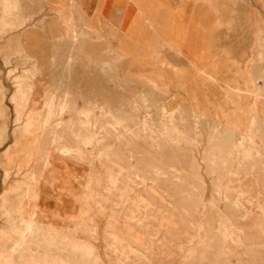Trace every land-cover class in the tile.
<instances>
[{"label": "rangeland", "instance_id": "374dc122", "mask_svg": "<svg viewBox=\"0 0 264 264\" xmlns=\"http://www.w3.org/2000/svg\"><path fill=\"white\" fill-rule=\"evenodd\" d=\"M213 6L212 11L202 0H0V197L9 185L24 179L37 152L36 144L21 148L20 154L23 150L26 159L16 174L19 159L14 157L13 132L21 133L27 114L38 116L40 122L47 117L45 109L58 79L72 94L67 99L68 106L91 119L88 130L73 127L64 132L62 123L68 120L67 124H71L72 112L51 116L38 138L41 149H51L56 159L54 189L52 186L47 194L46 185L40 181L36 185L41 192L38 199L24 197L23 188H17L5 206L0 201L3 240L7 241L11 234V218L34 217L33 202L39 210L35 218L48 235L30 242L23 249L26 254L23 252L19 258L12 255L13 264H30L28 252L41 254L48 250L54 258L68 264H264V142L259 138L264 128H253L255 138L250 147L240 132L242 139L236 138V147L234 144L226 158L212 147L225 127L224 120L212 118L214 107L227 109L226 95H239L245 88L244 75L239 72L242 65L264 58V47H256L252 41L264 40V5L242 8L239 4L226 5V0H215ZM245 11L253 18L238 17L233 20L238 31H229L227 20ZM73 26H80L83 33L71 41L70 36L61 34L69 33ZM71 54L76 61L65 69L62 64ZM115 55L122 60L124 73L132 78L125 89L119 88L111 74L103 70L114 67ZM34 65H40V75L33 76L30 87L18 90V75ZM142 76L154 88L160 106H148V101L139 97ZM122 94L129 97H118ZM241 98V111H248L253 104L261 111V102L254 94ZM92 101L97 102L98 110L91 106ZM151 115L153 125L160 128L156 133L146 125ZM246 118L239 120L244 126L242 132L249 125ZM72 123L78 124V120ZM183 123L191 128L186 138L175 132ZM125 125L128 132H124ZM95 126L101 141L89 143L87 138ZM163 128L171 129L173 134L166 135ZM200 129L203 130L199 135ZM54 133L59 135L58 145L69 148L65 155L49 147ZM21 138L27 143L33 140L28 134ZM239 140L251 150L244 162ZM127 142L133 143L134 149L127 147ZM140 145L145 150H140ZM76 195L80 197L75 199ZM242 195H247V199ZM17 207L21 211L15 214ZM72 243L89 247L87 257L83 259V252L74 249ZM55 250H61V255Z\"/></svg>", "mask_w": 264, "mask_h": 264}, {"label": "bare ground", "instance_id": "6f19581e", "mask_svg": "<svg viewBox=\"0 0 264 264\" xmlns=\"http://www.w3.org/2000/svg\"><path fill=\"white\" fill-rule=\"evenodd\" d=\"M15 2V1H14ZM209 6V8H211V10L213 9V5H208ZM15 9H16V7H15ZM13 10V9H12ZM213 11V10H212ZM216 12V10H214V12L213 13H215ZM217 13V12H216ZM215 13V14H216ZM72 15H74V12L72 11ZM21 19V18H20ZM230 19V18H229ZM27 20V19H26ZM229 22V21H228ZM219 23V22H218ZM74 25H76L75 23H74ZM241 25H242V23H241ZM225 26H226V28L228 27V25H227V23H225ZM231 27H232V29H235V30H237L238 31V29H239V27H238V25L235 23V22H233L232 24H231ZM242 29H243V27H241ZM82 29V28H81ZM81 29H80V26H79V28L78 27H76V26H73L72 28H71V30L69 31V33H64V34H61L63 37L65 36L66 38L67 37H69L70 39H71V41L72 40H77V37H78V35L79 34H82L83 32L81 31ZM231 29V28H230ZM37 30V29H36ZM226 30V29H225ZM230 31V30H229ZM227 32V31H226ZM232 32V31H231ZM35 33V32H34ZM234 33V32H233ZM80 37V36H79ZM93 37L94 38H97V34H93ZM69 39V40H70ZM253 41V43H254V45H256V47H258V45H260V46H262V47H264V40H262V41H258V39L256 38V39H254V40H252ZM74 43V42H73ZM238 43V42H237ZM226 44V43H225ZM239 49V48H238ZM239 51V50H238ZM121 55V54H120ZM122 55H124V54H122ZM248 55V54H247ZM116 56V55H115ZM118 56V55H117ZM116 56V58L114 59L115 60V65H114V67L112 68V69H106V68H103V70H104V72H107V73H110L111 74V78H112V80H114L115 82H117L118 83V87L119 88H122V89H125V85L128 83V82H130L131 80H132V78L130 77V76H128V75H126L125 73H124V71H123V69L120 67V63H121V59L119 58V56L117 57ZM33 57V56H32ZM74 57V55H67L66 57H65V61H64V63L62 64L63 65V68H65V69H68V68H70V66H71V64L74 62V60L76 61V59H74L73 58ZM123 57V56H122ZM27 58V57H26ZM30 59V58H29ZM126 59V58H125ZM32 60V59H31ZM124 60V59H123ZM78 61V60H77ZM52 62V61H51ZM77 63H79V62H77ZM246 63V62H245ZM8 64V63H7ZM234 64H236V63H234ZM247 64V63H246ZM250 64V65H249ZM248 65H242V67H241V69H240V71L239 72H241V74H243L244 75V78H245V88L243 89V91L242 92H240V94L239 95H234V96H228V95H226V98H227V101H226V104L227 105H229V107H227V109H225V108H219V107H214V117H212V118H215V116L216 117H218L220 120H224V129H223V131L221 132V134L219 135V136H217L216 137V139H215V141H213V145H212V147H213V149L215 150V151H217V152H221V153H223V155H225L224 157L226 158V155H227V153H231V151H233V147H234V144H235V140H236V138L239 136V134H240V132L243 134V137H244V139L246 140V144L250 147V146H252V144H253V139L255 138V135L253 134V128H257V131H262L263 130V128H264V58H262V59H259L258 61H251L250 63H249ZM110 66V65H109ZM171 67H174V65H171ZM102 70V71H103ZM10 71V70H9ZM11 72V71H10ZM40 72H41V67H40V65H34L30 70H26L25 72H23L22 74H20V75H18V86H17V89L19 90V89H22V88H24V87H30V83H31V80L33 79V76L34 75H40ZM136 72V71H135ZM9 73V72H8ZM236 73V72H235ZM43 74V73H42ZM242 78V77H241ZM140 79H141V84H142V87H141V95H139V97L140 98H142V99H145V100H147L148 101V106H151V107H157V106H160V105H158V99L155 97L156 96V92H155V90H154V88H152L149 84H148V81H147V79H146V77H140ZM113 81V82H114ZM242 82V81H241ZM16 84V83H15ZM58 85H56L53 89V92L51 93V100H49L50 102H49V104H48V106L46 107V109H45V115H47V117L42 121V122H40L38 119H37V117L35 118L34 116H31L30 114H27L26 115V118H25V120H24V123L20 126L21 127V133L19 132V131H14L13 132V137H14V147H15V155H14V157L15 158H18L19 159V163H18V167H17V170H16V174H18L19 172H20V170H21V166H22V164H21V162H24V161H22V160H24V155H23V150H22V153L20 154V152H21V148L22 147H24V146H26V145H28V146H30V145H33V144H36V146H37V152L35 153V155H33L32 156V158H31V161H32V163H31V166L29 167V169L27 170V172L25 173V177H24V179L19 183V184H14V185H9L7 188H6V190L3 192V194H2V196L0 197V201H1V206L3 207V206H5V204L9 201V199H10V196H11V194L14 192V191H16L17 190V188H23V191H24V197H25V195L27 196V197H29V198H32L33 200L34 199H38V196H39V194L41 193L38 189H39V187L37 188V186L36 185H39V184H37L38 182H40V181H42L45 185H46V193L48 194V191H49V189L53 186V175H54V160H56V159H54L53 157H54V155H52V153H53V151L51 150V149H49V148H46V149H41V145H40V141H39V138H38V136H39V133H43V131H44V129H45V126H46V123H47V121L49 122V119L50 118H52L51 116H53V115H62V114H64V113H66V112H72V116L70 117V121H75V120H78V124L77 123H72L71 122V124L69 125V124H67L68 123V120H67V122H65V123H62L63 124V131L65 132V131H70L71 130V128H73V127H77L79 130H88L89 129V126L91 125V119H87V118H85V117H83L82 115V111H76V110H74V108H72V107H69L68 106V101H67V99H70L71 98V93H70V91H69V87L67 86V85H65V84H63L62 83V80L61 79H58V83H57ZM115 84V83H114ZM3 85V84H2ZM5 87V86H4ZM3 87V88H4ZM13 87H15V86H13ZM1 89V88H0ZM7 89V88H6ZM233 91H235V90H233ZM14 92H15V89H14ZM25 92V91H24ZM23 92V93H24ZM28 92V91H27ZM26 92V93H27ZM1 93V92H0ZM22 93V94H23ZM123 93V92H122ZM20 94V93H19ZM21 94V95H22ZM25 94V93H24ZM135 94H137V93H135ZM251 94H254L255 96H256V98L255 99H259L260 100V102H261V111L259 112L256 108H255V105L253 104V105H250V109L248 110V111H245L246 109H244V111H241V109H240V107H239V102H241L240 101V98L241 97H246L247 98V96H249V95H251ZM138 95V94H137ZM136 95V96H137ZM175 95V94H174ZM201 95V94H200ZM1 96V95H0ZM9 96V95H8ZM12 96V95H11ZM14 96V95H13ZM131 96H134V95H131ZM131 96H130V98H131ZM258 96H260V97H258ZM22 98H23V96H21ZM20 97V98H21ZM118 97H120V98H128L129 96H127V95H118ZM138 97V96H137ZM3 98V97H2ZM56 99H59V100H56ZM96 99V98H95ZM242 99V98H241ZM18 100V99H17ZM131 100V99H130ZM169 101H171V100H169ZM176 101H177V99H176ZM132 102V101H131ZM159 102H161V101H159ZM175 102V101H174ZM193 102V101H192ZM19 103V102H18ZM20 103H22V102H20ZM123 102H121L120 104H122ZM168 103H170V102H168ZM168 103H167V105H168ZM200 103V102H199ZM242 103V102H241ZM71 104L73 105V103L71 102ZM75 104V103H74ZM90 104H91V106L93 105V106H95V110H98V107H97V102L96 101H92V102H90ZM163 104V103H162ZM161 104V105H162ZM72 105H70V106H72ZM163 105H166V103L165 104H163ZM162 105V106H163ZM203 105V104H202ZM208 105V104H207ZM242 105V104H241ZM169 106V105H168ZM191 106V105H190ZM204 106V105H203ZM246 106H248L247 104H246ZM73 107H74V105H73ZM164 107V106H163ZM162 107V108H163ZM198 107V106H197ZM201 108V107H200ZM205 108V107H204ZM203 108V109H204ZM167 109V108H166ZM199 109V108H198ZM202 109V108H201ZM206 110V109H205ZM243 110V109H242ZM100 111V110H99ZM164 111V110H163ZM202 111V110H201ZM199 113V112H198ZM201 113V112H200ZM204 113V112H203ZM36 114V113H35ZM78 114H80V116H78V117H76V115H78ZM206 114V113H205ZM204 114V115H205ZM201 115H203V114H201ZM208 115V114H207ZM40 116V115H39ZM198 116V118H199V115H197ZM210 116V115H209ZM244 116H245V118H246V121L245 122H248V127H246V130H244L243 132L241 131L242 129H241V126H243V125H241L240 126V124H239V120H241V119H244ZM204 117V116H203ZM207 117V116H206ZM56 118V117H55ZM58 118V117H57ZM68 118V117H67ZM137 118H138V116H137ZM187 118V117H186ZM217 118V119H218ZM16 119L17 120H19L20 119V114L18 113L17 114V117H16ZM54 120V119H53ZM61 120V119H60ZM154 120V117L151 115V116H149V118L146 120L147 121V123H146V125H147V128H148V130L150 131V132H158V130L160 129V128H158V126H156V125H153V123H152V121ZM185 120V119H184ZM244 121V120H243ZM242 121V122H243ZM59 122V121H58ZM60 122H62V121H60ZM64 122V121H63ZM169 122V121H168ZM184 122V121H183ZM213 122V121H212ZM14 123V122H13ZM197 124H198V126H199V123H198V121L196 122ZM203 123V122H202ZM211 123V122H210ZM116 124H117V126H121V124H120V122L119 121H116ZM213 124V123H212ZM246 124V123H245ZM53 125V124H52ZM56 125H57V123H56ZM56 125H54V126H56ZM76 125V126H75ZM106 125V124H105ZM213 125H215V124H213ZM18 127V126H17ZM50 127H51V125H50ZM58 127V126H57ZM93 127V126H92ZM175 127V126H174ZM244 127V126H243ZM3 128H5V127H3ZM53 128V127H52ZM111 128V127H110ZM122 128V127H121ZM207 128V127H206ZM219 128V127H218ZM55 129V128H54ZM93 129V128H92ZM162 129V128H161ZM211 129V128H210ZM3 130V129H2ZM77 130V129H76ZM163 130L165 131V134L166 135H171V134H173V132H172V130L171 129H169V128H163ZM201 130H203V129H200V131H199V135L201 134L200 132H202ZM218 130V129H217ZM72 131H75V129L74 130H72ZM83 131V132H84ZM91 131H93L92 133H90L89 134V136H88V138H87V140H88V142L89 143H93V142H99V141H101V136H100V131H99V129L95 126L94 127V130H91ZM129 131V129H128V127H127V125H125L124 126V132H128ZM196 131V130H195ZM208 131V130H207ZM213 131V130H212ZM75 132H77V131H75ZM80 132V131H79ZM175 132H177L176 134L179 136V137H183V138H186V137H189L190 136V134H191V128H189L185 123H183L182 124V126L180 127V128H176V131ZM215 132V131H214ZM213 132V133H214ZM218 132V131H217ZM216 132V133H217ZM81 133V132H80ZM208 133V132H207ZM23 134H28V135H30L32 138H33V140L31 141V143H27V142H24L23 141V139L21 138L22 137V135ZM160 134V133H159ZM215 134V133H214ZM214 134H212V135H214ZM242 134H241V137H242ZM203 135H204V131H203ZM203 135H201V136H203ZM51 136V135H50ZM166 137V136H165ZM210 137V136H209ZM209 137L207 138L206 137V139H209ZM213 137H215V136H213ZM240 136H239V138H241ZM62 138V137H61ZM212 138V137H211ZM260 140L262 141V142H264V133L263 134H260ZM205 139V140H206ZM242 139V138H241ZM51 141H50V144H49V147H53V148H56L57 150L55 151L54 149V151L55 152H57V153H62L63 155H65L66 153H68V150H69V148L68 147H66V146H64V145H60L61 147L60 148H58V142H59V135L58 134H53V136L51 137V139H50ZM63 140V139H62ZM238 140V139H237ZM244 140V141H245ZM208 141H210V140H207V142ZM239 141H241V140H239ZM187 142V141H186ZM109 143V142H108ZM242 143V144H241ZM241 143L239 144V146H241V148H243L242 150L240 149V147L238 146V149L242 152V154H243V156L241 155V154H239V155H241L242 156V159H243V162L244 161H247L248 159H249V154L251 153V150L249 149V147H247V145L246 146H244V144H243V141H241ZM100 144V143H99ZM113 144V143H112ZM189 144V143H188ZM199 144V143H198ZM177 145V144H176ZM179 145V144H178ZM189 145H191V144H189ZM197 145V144H196ZM134 144L133 143H131V142H127V147H132L131 149H134ZM193 146V145H192ZM8 147V146H7ZM235 147H236V144H235ZM139 148H140V150H145V146H143V145H140L139 146ZM181 148V147H180ZM110 149H111V147H110ZM116 149V148H115ZM158 149V148H157ZM6 150H8V148L6 149ZM5 150V151H6ZM108 150V149H107ZM106 150V151H107ZM118 150V149H117ZM25 151V150H24ZM7 152V151H6ZM202 152V151H201ZM200 152V153H201ZM203 152H205V151H203ZM237 152V151H236ZM8 153H10L9 151H8ZM28 153V152H27ZM103 153H105V152H103ZM128 153V152H127ZM126 153V154H127ZM240 153V152H239ZM5 154V153H4ZM11 154H13V151L11 152ZM205 154H206V152H205ZM208 154V153H207ZM210 154V153H209ZM238 154V153H237ZM236 154V155H237ZM28 155V154H27ZM123 155V154H122ZM130 155H131V153H130ZM133 155V154H132ZM9 156V155H8ZM70 156V155H69ZM207 156V155H206ZM238 156V155H237ZM241 156H240V159H241ZM118 157V156H117ZM8 158V157H7ZM122 158H124V156L122 157ZM134 158V157H133ZM193 158V157H192ZM239 158V157H238ZM25 159H26V157H25ZM124 159H126V158H124ZM201 159H203V158H201ZM208 159V158H207ZM11 160V159H10ZM87 160V159H86ZM128 161H129V159H127ZM202 161H204V160H202ZM215 161V160H214ZM228 161V160H227ZM4 162V161H3ZM94 162V161H93ZM127 162V161H126ZM195 162V161H194ZM201 162V161H200ZM206 162V161H205ZM8 164H9V162H7ZM139 163V161L137 162V164ZM155 163V162H154ZM215 163H217V162H215ZM240 163H242V162H240ZM3 164V163H2ZM140 164V163H139ZM138 164V165H139ZM12 165V164H11ZM209 165V164H208ZM233 165V164H232ZM8 166H10V165H8ZM7 166V167H8ZM67 166V165H66ZM153 166V165H152ZM179 166V165H178ZM212 166V165H211ZM12 167V166H11ZM137 167V166H136ZM141 167H142V165H141ZM145 167H146V165H145ZM180 167V166H179ZM182 167V166H181ZM210 167V166H209ZM115 168V167H114ZM117 168V167H116ZM148 168V167H147ZM153 168H156V167H154L153 166ZM152 168V169H153ZM8 169V168H7ZM25 169V168H24ZM152 169H150V170H152ZM159 169V168H158ZM240 170H242L241 168H239ZM116 170V169H115ZM114 170V171H115ZM193 170V169H192ZM215 170V169H214ZM216 170H217V168H216ZM218 170H219V168H218ZM217 170V171H218ZM70 171V170H69ZM120 171V170H119ZM127 171L128 170H126V171H124V172H126L127 173ZM174 171V170H173ZM212 171H213V169H212ZM6 172V171H5ZM55 172H57V171H55ZM88 172V171H87ZM117 172V171H116ZM193 172H194V170H193ZM58 174H59V172H57ZM180 173H182V172H180ZM195 173V172H194ZM10 174V171L8 170V172H7V175H9ZM69 174H71V173H69ZM118 173H116V175H117ZM121 174V173H120ZM123 174V173H122ZM196 174V173H195ZM209 174V173H208ZM78 175V174H77ZM114 175V174H113ZM109 176V175H108ZM130 176V175H129ZM129 176H127L126 175V177H129ZM158 176V175H157ZM180 176V175H179ZM198 176V175H197ZM7 177V176H6ZM6 177L4 178V181L6 180ZM75 177V176H74ZM120 177V176H119ZM118 177V178H119ZM125 177V178H126ZM162 177V176H161ZM167 176H165L164 178H166ZM175 177V176H174ZM199 177V176H198ZM228 177H229V175H228ZM22 178V177H21ZM230 178V177H229ZM75 179V178H74ZM120 179V178H119ZM198 179H201V178H198ZM165 180H167V179H165ZM178 180V179H177ZM197 180V179H196ZM202 180V179H201ZM176 181V180H175ZM200 181V180H199ZM59 182V181H58ZM135 182V181H134ZM182 182H183V179H182ZM191 182H193L192 181V178H191ZM92 183V182H91ZM96 183V182H95ZM132 183H133V181H132ZM137 183V182H136ZM167 183V182H166ZM195 183H198V182H196L195 181ZM194 183V184H195ZM258 183V182H257ZM264 183V182H263ZM13 184V183H12ZM116 184H118V182L116 183ZM135 184V183H134ZM169 184H171V182L169 183ZM184 184V183H183ZM201 184H203V183H201ZM43 185V184H42ZM84 185V184H83ZM86 185V184H85ZM168 185V184H167ZM172 185H174V184H172ZM193 186V185H192ZM197 187V186H196ZM199 187H201L200 186V184H199ZM252 187V186H251ZM254 187H255V185H254ZM53 189H54V186L52 187ZM185 188V187H184ZM193 188H194V186H193ZM238 188V187H237ZM52 189V191H54ZM87 189V188H86ZM175 189V188H174ZM177 189V188H176ZM201 189V188H200ZM264 189V188H263ZM178 190H179V187H178ZM181 190V189H180ZM180 190H179V192H180ZM187 190V189H186ZM197 190V189H196ZM74 191V190H73ZM169 191H170V189H169ZM173 191V190H172ZM185 191V190H184ZM247 191V190H246ZM21 192V191H20ZM55 192V191H54ZM54 192H52V193H54ZM186 192V191H185ZM216 192V191H215ZM214 192V193H215ZM188 193V192H187ZM229 193H230V191H229ZM248 193V192H247ZM51 194V193H50ZM55 194V193H54ZM162 194V193H161ZM181 194V193H180ZM184 194V193H183ZM244 194V193H243ZM15 195V194H14ZM176 195H178L177 193H176ZM195 195V194H194ZM255 195V194H254ZM45 196H47V195H45ZM44 196V197H45ZM48 196H50V195H48ZM77 196L78 197H80L81 196V194H80V196L79 195H76V197H75V199L77 198ZM150 196V195H149ZM181 197H183L182 195H180ZM179 196V197H180ZM72 197H74V195L72 196ZM187 197V196H186ZM189 197V196H188ZM193 197V196H192ZM189 198V199H193V198ZM242 197H243V199H244V197H246V199H247V195H242ZM250 197H251V195H250ZM146 198H147V196H146ZM152 198V197H151ZM74 199V198H73ZM78 199V198H77ZM188 199V198H187ZM188 199V200H189ZM250 199V198H249ZM257 199V198H256ZM149 200V199H148ZM245 200V199H244ZM253 200V199H252ZM76 201V200H75ZM163 201V200H162ZM248 201V200H247ZM37 202V201H36ZM76 202H79L78 200L76 201ZM81 202V201H80ZM195 202V201H194ZM196 202H199V200L198 201H196ZM252 202H254V201H252ZM24 204V203H23ZM30 204V203H29ZM79 204V203H78ZM258 204V203H257ZM28 205V204H27ZM26 205V206H27ZM32 205V213H31V215L32 214H34V217H32V216H19V218L18 217H15V218H11V220H10V225H11V227H10V233L11 234H9V236H8V238H7V241H5V240H3L2 239V237L0 236V264H13L12 262H11V259H10V257L12 256V255H14V256H16V257H20V256H22L23 254V252H24V248H26V247H29V243L30 242H34L36 239H38L39 237H46V235H47V231H44V229L40 226V222H39V220L37 219V218H35V214L37 215L38 213H39V210L37 209V203H35V202H33V204H31ZM177 205H178V203H177ZM189 204L187 203V206H188ZM192 205V204H191ZM194 205V204H193ZM196 205H198V204H196ZM260 205V204H259ZM10 206H8V208H9ZM14 207V206H13ZM64 207V206H63ZM188 207H190L191 208V206H188ZM193 207V206H192ZM195 207V206H194ZM239 207V206H238ZM21 208H22V206H21ZM21 208L20 207H17L15 210H14V213L15 214H17V213H20V211H21ZM28 208H30V206L28 207ZM24 209V208H23ZM177 209V208H176ZM195 209V208H194ZM233 209V208H232ZM30 210V209H29ZM190 210V209H189ZM192 210V209H191ZM11 211H12V209H11ZM27 211V210H26ZM123 211V210H122ZM12 214V213H11ZM73 214V213H72ZM137 214V213H136ZM145 215V214H144ZM191 215V214H190ZM39 216H42V215H38V217ZM183 216V215H182ZM12 217H14V215L12 216ZM21 217V218H20ZM210 217V216H209ZM208 217V218H209ZM9 218V217H8ZM69 218V217H68ZM183 218V217H182ZM250 218V217H249ZM66 219V218H65ZM184 219V218H183ZM186 219V218H185ZM244 219H245V217H244ZM188 220V219H187ZM183 221V220H182ZM193 221V220H192ZM184 222V221H183ZM206 222V221H205ZM208 222L210 223V221L208 220ZM206 224V223H205ZM192 225H193V223H192ZM48 226V225H47ZM47 226H45V227H47ZM195 226V225H194ZM204 226V225H203ZM209 227V226H208ZM188 228V227H187ZM72 229V228H71ZM204 231V230H203ZM222 231V230H221ZM223 232V231H222ZM227 232V231H226ZM120 233V232H119ZM203 233V232H202ZM206 233H208V231L206 232ZM49 234V233H48ZM205 234V233H204ZM221 234V233H220ZM209 235V234H208ZM222 235V234H221ZM48 236V235H47ZM59 236V235H58ZM206 237H207V235H205ZM245 236V235H244ZM52 237V236H51ZM55 237V236H54ZM202 237H203V235H202ZM201 237V238H202ZM211 237V236H210ZM223 237V239H224V236H222ZM215 238H216V236H215ZM49 239H50V237H49ZM63 239V238H62ZM73 239V238H72ZM204 239V238H203ZM247 239V238H246ZM246 239H245V241H246ZM258 239V238H257ZM264 239V238H263ZM110 240V239H109ZM229 241L228 239H225V241ZM244 240V239H243ZM256 240V239H255ZM259 240V239H258ZM40 241V240H39ZM59 241H60V239H59ZM113 241V240H112ZM260 241V240H259ZM263 241V240H262ZM43 242V241H42ZM66 242H68V241H66ZM111 242V241H110ZM202 242V241H201ZM217 242H219L218 240H217ZM241 242V241H240ZM248 242V241H247ZM254 242V241H253ZM9 243V244H8ZM35 243V242H34ZM116 243V242H115ZM123 243V241L121 242V244ZM207 243V242H206ZM209 243V242H208ZM216 243V242H215ZM214 243V244H215ZM244 243V242H243ZM251 243V242H250ZM259 243V242H258ZM263 243V242H262ZM38 244V243H37ZM219 245L221 244V242L220 243H218ZM236 244V243H235ZM242 244V243H241ZM254 244V243H253ZM32 245V244H31ZM40 245H41V243H40ZM62 245H64V242H63V244ZM67 245V244H66ZM137 245V244H136ZM165 245V244H164ZM211 245V244H210ZM213 245V244H212ZM216 245V244H215ZM218 245V246H219ZM244 245H246V244H244ZM255 245V244H254ZM71 246L74 248V249H79L81 252H83V254H84V257H83V259L85 258V257H87L86 256V254H85V252L87 251V248H89V247H87V246H85V245H81V244H77V243H72L71 244ZM120 246V245H119ZM118 246V247H119ZM125 246H127V244H125ZM138 246V245H137ZM168 246V245H167ZM221 246V245H220ZM242 247H243V244L241 245ZM42 247V246H41ZM46 247V246H45ZM63 247H65V245L63 246ZM67 247V246H66ZM141 247V246H140ZM170 247V246H169ZM213 247H214V245H213ZM225 247V246H224ZM252 247H254V246H252ZM251 246H250V248H252ZM47 249H48V247H46ZM45 248V249H46ZM54 248L56 249V248H58V247H56V246H54ZM67 248H69V247H67ZM122 248V247H121ZM125 248V247H124ZM144 248H146V247H144ZM191 248V247H190ZM243 248H245V247H243ZM249 248V247H248ZM259 248V247H258ZM263 248V247H262ZM46 249V250H47ZM50 249V248H49ZM169 249V248H168ZM203 249V248H202ZM210 249H211V247H210ZM26 250H28V249H26ZM37 250H39V249H37ZM129 250V249H128ZM131 250V249H130ZM139 250H141V249H139ZM171 250V249H170ZM195 250V249H194ZM204 250V249H203ZM206 250V249H205ZM213 250V249H212ZM251 250H255L254 248L253 249H251ZM260 250H261V248H260ZM48 251H50V250H48ZM48 251H45V252H43V253H41V254H39V253H36V252H28V258L30 259V264H68V263H66V262H63V261H60V260H57L56 258H54L53 257V255H51L50 254V252H48ZM90 251H92V250H90ZM122 251V250H121ZM143 251V250H142ZM174 251H176V250H174ZM207 251V250H206ZM225 251V250H224ZM250 251V250H249ZM262 251H264L263 249H262ZM26 252V251H25ZM24 252V253H25ZM55 252H58V251H56L55 250ZM63 252H64V250H63ZM70 252V251H69ZM127 253L126 251H123V253ZM130 252V251H129ZM202 252V251H201ZM210 252V251H209ZM228 251H226V253H227ZM247 252H248V250H247ZM247 252H246V255H248L247 254ZM261 253V251H258L257 253ZM59 254L60 253H62L61 252V250H60V252H58ZM65 253V252H64ZM175 253V252H174ZM198 253V252H197ZM197 253H195V254H197ZM205 252L203 251V256L205 255L204 254ZM220 253V252H219ZM218 253V254H219ZM226 253H224V254H226ZM251 253V252H250ZM249 253V254H250ZM26 254V253H25ZM71 254V253H70ZM78 254V253H77ZM92 254V253H91ZM129 254V253H128ZM127 254V255H128ZM194 254V253H193ZM194 254V255H195ZM207 254V253H206ZM215 253H213V255H214ZM218 254H216L217 256H220V255H218ZM221 254V253H220ZM229 254V253H228ZM61 255V254H60ZM67 255V254H66ZM72 256H74L73 254H71ZM71 255H69V256H71ZM132 255H133V253H132ZM131 255V256H132ZM138 255V254H137ZM251 255V254H250ZM40 256H42V257H40ZM62 256H63V254H62ZM71 256V257H72ZM110 256V255H109ZM133 256H135V255H133ZM209 256V255H208ZM229 256V255H228ZM251 256H253V255H251ZM24 257V256H23ZM75 257V256H74ZM74 257H72V258H74ZM137 257V256H136ZM196 257V256H195ZM206 257V256H205ZM204 257V258H205ZM226 257V256H225ZM255 257H256V252H255ZM41 258V259H40ZM62 258V257H61ZM123 258V257H122ZM192 258V257H191ZM200 258V257H199ZM215 258V257H214ZM229 258V257H228ZM227 258V259H228ZM251 258V257H250ZM254 258V257H253ZM16 259V258H15ZM82 259V260H83ZM141 259V258H140ZM190 259V258H189ZM188 259V260H189ZM196 259V258H195ZM209 259V258H208ZM207 259V260H208ZM17 260H20V259H17ZM66 260V259H65ZM64 260V261H65ZM75 260V259H74ZM128 260V259H127ZM192 260V259H191ZM201 260V259H200ZM199 260V261H200ZM84 261V260H83ZM136 261V260H135ZM225 261V260H224ZM76 262V261H75ZM79 262V261H78ZM82 262V261H81ZM98 262V261H97ZM193 262V261H192ZM23 263V262H22ZM77 263V262H76ZM89 263V262H88ZM127 263V262H126ZM129 263V262H128ZM127 263V264H128ZM219 263V262H218ZM26 264V263H25ZM83 264V263H82ZM99 264V263H98ZM184 264H186V263H184ZM189 264H191L190 262H189ZM195 264V263H194ZM219 264H221V263H219ZM229 264H231V263H229Z\"/></svg>", "mask_w": 264, "mask_h": 264}, {"label": "crops", "instance_id": "0c3cea01", "mask_svg": "<svg viewBox=\"0 0 264 264\" xmlns=\"http://www.w3.org/2000/svg\"><path fill=\"white\" fill-rule=\"evenodd\" d=\"M70 1H72V3H73V0H70ZM202 1H204L207 5H215V0H202ZM233 2H235V4H231L230 1L226 0V5H237V4H239V5H242V8L246 7V5H253V6L254 5H264V3H260V2L256 3L253 0H233ZM70 6H71V8H73V5H70ZM71 14H72V11H71ZM238 17H244V20H246V18L252 19L253 15L251 13L246 12V11L244 12V14L240 13V12L236 13L232 18L227 20V25H228L229 30H230V28L232 29L231 24H232L233 20H237Z\"/></svg>", "mask_w": 264, "mask_h": 264}]
</instances>
